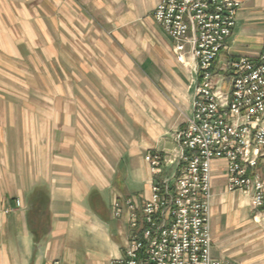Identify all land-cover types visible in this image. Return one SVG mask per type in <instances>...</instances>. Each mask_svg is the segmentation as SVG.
Wrapping results in <instances>:
<instances>
[{
  "label": "crops",
  "instance_id": "0c3cea01",
  "mask_svg": "<svg viewBox=\"0 0 264 264\" xmlns=\"http://www.w3.org/2000/svg\"><path fill=\"white\" fill-rule=\"evenodd\" d=\"M160 1L0 0V264L123 258L126 202L151 199L146 157L178 156L193 112L192 62L155 23ZM237 1L220 74L262 52L264 0ZM214 166L213 259L264 264V208Z\"/></svg>",
  "mask_w": 264,
  "mask_h": 264
},
{
  "label": "built area",
  "instance_id": "2783aa9c",
  "mask_svg": "<svg viewBox=\"0 0 264 264\" xmlns=\"http://www.w3.org/2000/svg\"><path fill=\"white\" fill-rule=\"evenodd\" d=\"M239 9L237 0H161L152 13L175 43L177 61L186 65L189 56L192 62L193 112L176 135L178 156L146 157L151 199L126 202L128 243L123 258L111 264H222L211 253L215 164L227 172V191H242L253 208H264V40L257 59L235 60L221 74L214 65L232 38Z\"/></svg>",
  "mask_w": 264,
  "mask_h": 264
}]
</instances>
